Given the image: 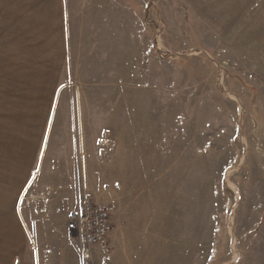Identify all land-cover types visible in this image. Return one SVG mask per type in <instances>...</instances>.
Returning <instances> with one entry per match:
<instances>
[{"label": "rangeland", "instance_id": "rangeland-1", "mask_svg": "<svg viewBox=\"0 0 264 264\" xmlns=\"http://www.w3.org/2000/svg\"><path fill=\"white\" fill-rule=\"evenodd\" d=\"M67 11L47 61L0 28V264H84L78 195L110 264H264V0Z\"/></svg>", "mask_w": 264, "mask_h": 264}, {"label": "crops", "instance_id": "crops-1", "mask_svg": "<svg viewBox=\"0 0 264 264\" xmlns=\"http://www.w3.org/2000/svg\"><path fill=\"white\" fill-rule=\"evenodd\" d=\"M0 13L10 51L46 54L42 61L49 60L50 53H66L67 0H0Z\"/></svg>", "mask_w": 264, "mask_h": 264}, {"label": "built area", "instance_id": "built-area-1", "mask_svg": "<svg viewBox=\"0 0 264 264\" xmlns=\"http://www.w3.org/2000/svg\"><path fill=\"white\" fill-rule=\"evenodd\" d=\"M66 232L78 239L84 264H92L95 255L103 264H110L112 230L107 208L87 195L77 196L76 206L68 214Z\"/></svg>", "mask_w": 264, "mask_h": 264}]
</instances>
